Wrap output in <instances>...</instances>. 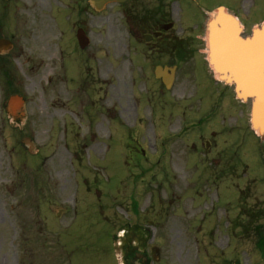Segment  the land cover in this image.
<instances>
[{"label":"rangeland","instance_id":"1","mask_svg":"<svg viewBox=\"0 0 264 264\" xmlns=\"http://www.w3.org/2000/svg\"><path fill=\"white\" fill-rule=\"evenodd\" d=\"M263 1L199 0L206 10L250 11L247 29L264 20ZM85 6L0 2L13 32L38 36L24 67L15 61L23 122L8 117L0 85V264H121V241L135 224L147 229L142 248L151 264H264L256 234L264 230V141L250 128V102L232 95L218 102L182 71L164 91L154 55H139L117 32L118 6L92 13ZM78 26L91 40L88 60L70 36ZM59 32L62 78L76 80L64 95ZM84 97L78 115L56 114L59 101ZM93 138L103 149H89Z\"/></svg>","mask_w":264,"mask_h":264},{"label":"flooded vegetation","instance_id":"2","mask_svg":"<svg viewBox=\"0 0 264 264\" xmlns=\"http://www.w3.org/2000/svg\"><path fill=\"white\" fill-rule=\"evenodd\" d=\"M70 1L90 5V0ZM0 2L3 5L11 3L9 0ZM114 4L119 7L118 32H123L130 41L133 39L135 49L142 53L156 54L158 58H167L164 65L177 64L183 75L194 79L198 75L202 83L208 79L209 87L211 82L212 91L218 96V100L231 94V88L225 83L213 81L209 71H205V9L199 0H119ZM240 15L247 17L250 13L242 11ZM12 22L13 17H7L5 21L1 19L0 40L10 39L12 45L0 43V56L7 62L20 60L21 66L24 67L25 61H28L26 51L30 46H34L32 42L36 41L38 36L36 32H10ZM56 43L53 42L54 54L57 51ZM141 255L139 252L136 255V264L144 261Z\"/></svg>","mask_w":264,"mask_h":264},{"label":"water","instance_id":"3","mask_svg":"<svg viewBox=\"0 0 264 264\" xmlns=\"http://www.w3.org/2000/svg\"><path fill=\"white\" fill-rule=\"evenodd\" d=\"M94 5L101 7L97 1ZM208 30L211 64L221 78L235 85L240 98L252 99V124L264 136V24L252 36L243 37L237 18L220 7L211 17ZM79 37L85 45L82 33ZM22 102L14 96L10 106Z\"/></svg>","mask_w":264,"mask_h":264},{"label":"bare ground","instance_id":"4","mask_svg":"<svg viewBox=\"0 0 264 264\" xmlns=\"http://www.w3.org/2000/svg\"><path fill=\"white\" fill-rule=\"evenodd\" d=\"M122 70H123L122 71V73H123L126 70V67L122 66ZM99 76L101 78H104V69H99ZM120 84H121V79H118L116 85H113V86H116L115 88H118L117 86H120ZM60 94L61 95L67 94V91L65 90L64 87H61ZM82 102L84 103L85 101L83 100ZM57 106H58L57 111H59V112L65 111V105L63 102L58 103ZM101 118L102 119L96 125V130L100 134L105 130V129H103L104 118L103 117H101ZM104 128H105V126H104ZM91 148L94 149L95 151H99L102 149V144L99 141H94ZM59 157H60V162L62 163L64 161V159L66 158L65 151L63 149H61V151L59 152Z\"/></svg>","mask_w":264,"mask_h":264}]
</instances>
